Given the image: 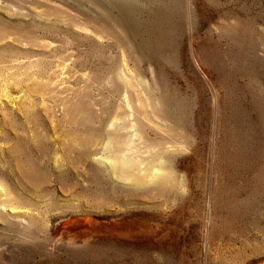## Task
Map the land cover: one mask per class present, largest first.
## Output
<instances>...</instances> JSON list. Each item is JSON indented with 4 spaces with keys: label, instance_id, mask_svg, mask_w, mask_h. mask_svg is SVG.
I'll list each match as a JSON object with an SVG mask.
<instances>
[{
    "label": "rangeland",
    "instance_id": "1",
    "mask_svg": "<svg viewBox=\"0 0 264 264\" xmlns=\"http://www.w3.org/2000/svg\"><path fill=\"white\" fill-rule=\"evenodd\" d=\"M7 1L0 0V30L11 27L14 40L5 47L0 43V73L9 74L11 82L38 71L92 74V79L73 81L79 91L70 90L69 95L79 109H72L71 116L66 117L61 107L46 113L40 105L32 107L34 112H11L10 124L17 127L11 128L8 145L17 149H9L8 159L15 167L19 161L33 162L56 186L55 198L65 194L59 185H75L71 201L89 199L91 209L74 215H58L56 210L33 232L12 225L11 210L3 211L8 219H0V264H219L224 259L216 261L213 244L216 236L220 241L218 232L234 237H226L224 243L231 242V263L240 264L238 246L257 235L258 219L264 214V0H136L144 10L136 16L140 24L134 39L112 18L100 20L97 15L102 12L92 0ZM155 14L162 20L155 21ZM143 37L160 50L137 53L135 44ZM117 71L133 74L141 90L158 82L156 92L181 99L175 108L179 124L164 120L152 107L154 122H141L137 129L124 114L107 115L109 106L116 110L126 104L119 86L108 84ZM142 93L149 103L145 90ZM52 112H57V119ZM74 112L88 117V123L72 120ZM123 124L133 134L128 139L143 162L141 172L158 160L157 164L171 162L179 189L150 197L134 191L141 189L131 182L103 179V166L95 157L106 156L108 139L100 141L98 153L84 155L75 138ZM54 134L61 142L57 167L43 161L54 152Z\"/></svg>",
    "mask_w": 264,
    "mask_h": 264
},
{
    "label": "bare ground",
    "instance_id": "2",
    "mask_svg": "<svg viewBox=\"0 0 264 264\" xmlns=\"http://www.w3.org/2000/svg\"><path fill=\"white\" fill-rule=\"evenodd\" d=\"M4 2H8V1L4 0ZM92 3L98 10H100L102 12V13L97 15L98 18H100V20L106 21L107 19L112 18L119 26H121L122 28H124L128 32L130 37H132V38L138 37L137 33L139 32V30H138L137 25L140 24L139 23L140 19H138L136 16L138 13L143 12V10H144V8L141 6V4L139 2H137L136 0H92ZM1 5L2 4H0V6ZM9 7L10 6L8 5V3L5 5L3 4V8L5 9V11ZM161 8H163V6ZM167 10L169 11L168 8H167ZM148 12H149V10H148ZM170 12H168V13H170ZM172 12H173V10H172ZM156 13H158V12H156ZM141 15H142V13H141ZM149 16H151V15H149ZM169 16H166V17H169ZM171 16H174V15H171ZM155 17H156L155 21L162 20V18H160L161 16L159 17V14H155ZM151 19L152 18H150V20ZM0 24L2 26V23H0ZM10 29H12V28L10 27ZM10 29H9V27L5 26L4 30H3V28H2V30H0V43L3 47L7 46L10 43L11 39L14 40V38L11 37V35H10ZM19 38H22V37H19ZM19 38H18V40H20ZM29 39H32V38L31 37L28 38V41H30ZM35 40H37V38ZM20 41H22V40H20ZM31 42L33 43V41H31ZM35 43L38 44V40L35 41ZM154 44H156V43H154ZM135 48L137 50V53L138 52L146 53V52L155 51V50H156L155 52H158L160 50V47L158 45L153 46V43L146 40L145 38L142 41L136 42ZM151 53H153V52H151ZM5 55H3V56H5ZM144 59H145V57H144ZM5 61H7V60H5ZM22 63H23V61H22ZM1 64H3V63H1ZM26 66H28V65H26ZM5 67H6V65H5ZM6 68L8 69L9 67H6ZM3 69H5V68H3ZM7 69H5V70H7ZM62 70L63 69H60L59 72L55 71L53 73H47L46 75L39 73L40 71H38V73L32 72L33 74L29 75L30 72L28 71L29 73L27 75H25V78H23L20 75L22 78L21 79L17 78V80H14L15 82H11L13 79L10 81L11 78H10L9 74L7 75V74H2V72L0 73L1 74V77H0V219L7 220L8 217L4 215L5 212H3V211H10L11 210V212H9V213H11L14 216L13 218H15L14 221L11 222V224L23 226L24 228H28L29 231H32V232H33L34 226L36 227V225L39 224L40 221H42L43 224H45V222H47V218L50 215H53V212H55L56 210H60V212L58 211V215H60L61 213H68V212H72V214L74 215V213H78L79 211H87V207L89 206L88 204L91 203L90 200L86 199V198L84 200H81V201L76 200L77 202H75V204H74V202L71 201L73 198L72 196L76 195L75 185L72 186V185L66 184L67 187H64L63 185L62 186L59 185L60 188L59 187L58 188L60 189V191L62 190L65 194H62V196L60 198H55L54 195L57 191L56 186H53L51 184L52 180L47 182V179H45L46 178L45 173L40 168L36 167V165L33 162H29V164L24 165V164H21V161H19L20 163H18L15 167L8 159L9 149L12 148L8 145L9 142H11V140L9 139L11 136V128L13 129L14 126H16V125L10 124V114H12L11 112H14L17 109L19 111H24V113L26 111V113H27V111H33L32 107H34V110H36L35 108H37V107H35V106L40 105V106H42V108L45 107V109H44L45 111L50 110V109L51 110L53 109L55 111L56 110L55 108L61 107L64 115H66V117H67V116H71L72 109L78 108L77 107L78 103L73 106V104L71 102V101H73V100H71L73 96L69 95L70 90H73V91L77 90V92L75 91L76 93H78V91H79L78 88L77 89L74 88L75 85H73V81H75L77 79V82H79L78 77H82L83 79L86 77V78L90 79L92 77V74L89 71L88 72L82 71L83 73L80 72L81 74L78 73L79 71L78 72L76 71V73H74L75 72L74 71L73 72L74 74H73L70 71H66V70L62 71ZM25 71H27V70H25ZM25 71H23V72H25ZM124 72H118L117 71V73L114 74L115 76H112V78H110L108 80V84L113 85V86H119L118 87L119 90L122 91V95L126 99V101H124V102H126V104L124 106L120 104L116 110H115V108L112 110L111 106H109L111 108V110H110V108H109V111L107 109V111H108V112L106 111L107 115L111 114V116H112V114H113V116H118L120 114H124L125 118H128L127 120L130 121L132 129H137L138 124L148 122L150 125V122H152V121L154 122L153 118L151 117V112L149 110V107H152L153 113L160 115L164 120L171 121L176 125L179 124L178 123L179 116L177 115L178 113L176 114L175 108H176V103L178 104V106L180 105L179 101L181 99L179 101H177L178 98L176 100L175 99L176 97H174L171 93H162L161 94L159 91L156 92V89L158 88V85H159L158 82H155L154 83L155 86H153V87L144 86L143 89L141 90L139 88V85H137V83L134 82V75L124 73ZM25 73H27V72H25ZM23 76H24V74H23ZM93 76H94V74H93ZM11 77H14V76L12 75ZM44 78H46V81ZM140 78H138V79H140ZM84 80L86 81V79H84ZM76 85H79V84H76ZM143 90H145L148 98L150 99L149 103H146V101L144 102L145 99L143 100V97H144L143 93H142ZM134 96L137 98L136 101H134V98H133ZM49 101H53L54 103H52V105H50ZM181 106H182V104H181ZM79 107H81V106H79ZM83 107L84 106H82V108ZM104 112H105V110H104ZM46 113H47V111H46ZM56 113L57 112H55V114ZM76 113L74 112L75 116L72 115V118H73L72 120H75L76 122H78L80 124L82 123L83 125L88 123V120H89L88 117L83 116V115L79 116V114L76 115ZM181 113H183V112H181ZM43 114H44V112H43ZM52 114H53V117L56 116L54 114V112H52ZM141 114L144 115L146 122L145 121L143 122ZM39 115H37V116H39ZM49 118L51 119V113H50ZM36 119H37V117H36ZM55 119H57V117H55ZM113 119H115V118H113ZM27 120H29V119H27ZM38 121H40V119ZM54 121L55 120L53 118L52 122H54ZM75 121H74V123H76ZM114 121H117V120L115 119ZM12 122H14V121H12ZM110 124H111V122H110ZM112 124H113V122H112ZM28 125L29 124H27V127H28ZM127 126L128 125L123 124V126L122 125L117 126L119 128H116L115 130H111L110 128L107 127L105 130L97 131V132H95L96 130L95 131L90 130V132L86 133V136L78 138V136H79L78 135L77 138H75V139L77 141L79 140L78 142H80L82 147H84L83 148L84 149L83 150L84 155H92L94 153H98L99 150H98L97 146H98V144H100V141H103V139H105V140L108 139V145L110 146V148L108 151H105L106 154L105 153L104 154L106 156L100 155L98 157H95V159L103 166V168H100V170H99V171H101L100 173H101V176L103 177V179H107L109 177H112V178L122 180L125 182H131L128 184H130L132 187L136 186L137 189H138V187L141 189V190H139V189L135 190V188H134V191L140 192L143 195L144 194L150 195V197H151V194H153V195L155 194V195H157V197L163 196V195L165 196L166 193H168L169 191L172 192V191H174V189H179L180 184H179L178 178L176 176V174H178V173L175 174V172L170 168L171 162L169 163L168 161H166L165 163L161 162L162 163L161 164L159 162V164H157L159 161L158 160L156 162L157 165L155 163L154 164L151 163L150 165L146 166L147 168L143 172H141L142 171L141 165L143 162L140 161L134 155V152H133L134 147L132 146L133 143L129 142V139H128V137L132 138L133 134H129L130 131L125 129V128H127ZM146 126H148V125H146ZM164 128H166V129H163V130H166V131L169 130L167 127H164ZM14 129H13V131H14ZM16 129H18V128H16ZM23 129H25V127ZM170 129L173 130V129H175V127H173L171 125ZM19 130H20V128H19ZM15 131H17V130H15ZM25 131H26V129H25ZM32 131H33V129H32ZM104 131H106V134ZM20 132H17V133H20ZM23 135H25V134H23ZM31 135H32V133H31ZM106 135H107V138H104ZM52 138H53L52 140L55 144L54 145V147H55L54 152L51 153L52 155L50 154L49 157L47 156L48 158H46V156H45L43 158V161H44V163L47 161L48 164L51 163L53 167H57V165L60 164V157L61 156L59 157L60 152L58 150L61 147L60 146L61 142H60V140H57V136H55V134L52 136ZM75 139L73 141H76ZM77 141H76V143H78ZM76 145H78V144H76ZM183 145L184 144H182V147H183ZM164 147H165V145H164ZM15 148L16 147L13 146V149H15ZM13 149H11V150H13ZM164 150H167V147H165ZM160 152H162V150ZM156 153H158V152H156ZM15 154H17V153H15ZM41 154H42V152H41ZM46 155H48V154H46ZM27 157H29V156H27ZM60 168H62V167H60ZM142 169H143V167H142ZM52 174L54 175L53 172H52ZM179 180H181V178ZM73 181H75V180H73ZM111 186H113V185H111ZM233 189H235V188H233ZM129 192L132 193L133 190H130ZM171 192L169 193V195L171 194ZM232 192L233 191H231V193ZM142 194L140 196H142ZM63 195H65V197ZM70 197H72V198H70ZM129 203H132V202H129ZM8 208H11V209H8ZM89 208L90 207H88V209ZM225 208H227V207H225ZM215 209H217V208H214L213 210H215ZM210 212L212 214L211 206H210ZM215 213H217V212H215ZM56 215H57V212H56ZM222 215H224V214H222ZM259 218L260 219H258L259 220L258 224L256 223L257 224V227H256L257 228V235L254 238H249V237L245 238L240 243V245L238 246L239 255H240V259H238V260H240V264H264V214ZM77 219H78V217L73 219V221L71 222L72 225H74L77 222ZM24 222H27V224H24ZM34 230H35V228H34ZM217 234L220 237V241L218 240V238L216 236V238L214 239V242H213L214 247L216 246L215 249L217 250L216 261L217 260L220 261V260L224 259L221 262L218 261L219 264H233V263H231V261L235 257L234 254H233L232 259H230V260H229V256H228L230 248L232 249L231 242L230 243L229 242L224 243V241L226 240V237L230 241H234V237L229 236V233H225V232H218ZM28 237H29V235L27 236V238ZM216 239H217V241H216ZM204 242H206V240H204ZM235 247H237L236 244H235ZM206 249H207V253L210 252V245ZM232 251H233V249H232ZM207 255H209V254H207ZM225 259L228 260L229 262L227 261V263H226ZM238 263H239V261H238Z\"/></svg>",
    "mask_w": 264,
    "mask_h": 264
}]
</instances>
